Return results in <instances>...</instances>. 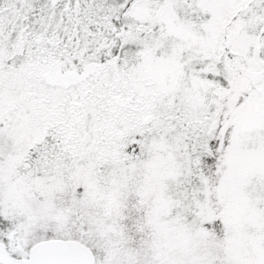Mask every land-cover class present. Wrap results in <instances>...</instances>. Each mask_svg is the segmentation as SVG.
<instances>
[{
    "label": "snow or ice",
    "instance_id": "snow-or-ice-1",
    "mask_svg": "<svg viewBox=\"0 0 264 264\" xmlns=\"http://www.w3.org/2000/svg\"><path fill=\"white\" fill-rule=\"evenodd\" d=\"M0 264H264V0H0Z\"/></svg>",
    "mask_w": 264,
    "mask_h": 264
}]
</instances>
